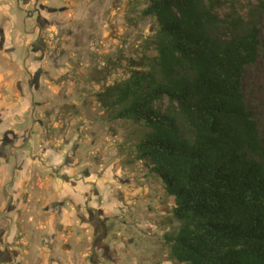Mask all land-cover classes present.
<instances>
[{"label":"rangeland","instance_id":"obj_1","mask_svg":"<svg viewBox=\"0 0 264 264\" xmlns=\"http://www.w3.org/2000/svg\"><path fill=\"white\" fill-rule=\"evenodd\" d=\"M35 1L44 6L42 26L36 4L0 0V146L6 145L0 162L2 170L8 165L11 173H18L9 178L5 170L1 172L0 239L10 241L13 202L27 198L26 191L18 195L14 191L28 167L33 172L28 186L36 217L28 222L30 211L24 215L27 250L31 264L46 259L42 243L50 224L44 205L57 198L58 184L46 170L52 165L51 153L58 151L57 160L63 157L58 167L64 172L69 168V173L92 184L101 200L94 202L102 210L95 213L88 231L87 222L72 216L68 229L73 235L54 237L56 257L64 264H176L165 241V234L179 226L172 212L174 198L161 178L137 159V146L147 129L133 120L113 118L111 108L97 98L107 85L128 76V59L139 57L145 39L158 29L155 18L143 14L146 0ZM248 1L221 0L217 8L223 13L231 3L241 6ZM260 37L263 44L256 62L246 67L243 90L264 139V17ZM30 74H39V82L28 85ZM29 129L36 156L44 147L51 148L40 168L31 159L36 156L24 153ZM69 153L73 163L65 164ZM119 192L125 203H120ZM40 212L43 217L37 215ZM91 247L96 250L93 260Z\"/></svg>","mask_w":264,"mask_h":264},{"label":"trees","instance_id":"obj_2","mask_svg":"<svg viewBox=\"0 0 264 264\" xmlns=\"http://www.w3.org/2000/svg\"><path fill=\"white\" fill-rule=\"evenodd\" d=\"M146 0L158 29L128 76L97 94L115 119L146 127L137 159L174 198L165 234L176 264H264V139L246 101L264 0Z\"/></svg>","mask_w":264,"mask_h":264},{"label":"crops","instance_id":"obj_3","mask_svg":"<svg viewBox=\"0 0 264 264\" xmlns=\"http://www.w3.org/2000/svg\"><path fill=\"white\" fill-rule=\"evenodd\" d=\"M46 159L47 158L45 157L44 160ZM2 168L3 167L0 162V176L2 175L1 172L4 174L5 169L2 170ZM9 170L10 169L8 168L7 165L5 172L6 174H9V176L8 175H4V176L10 178L11 172ZM11 174L16 176L18 174L17 170L12 172ZM32 174L33 172L31 171V169L27 167L24 169L25 176L24 177L22 176L23 178L21 179V181H19V183L18 181H16L17 185L15 188L17 189L14 191V193L18 195L21 194L24 190L26 191L25 197L27 198H22L21 200L16 199L13 202L12 208H10V236H9L10 241H7L6 244L4 238L0 239V264H31L32 263V261L29 259V257L31 256V252L28 253L27 250V247L29 246L30 242L27 238H25L27 227H26V220L24 218V215L27 211L28 212L30 211L28 222L34 221L36 217L30 205L31 193L29 190L30 187L28 186L30 185ZM50 175H52L53 177V174ZM27 180L28 182L24 183ZM57 183L58 184L57 186H55V192H54V196L57 198H52L49 202H46L44 205L45 212H43V214L44 215L48 214L50 231L48 235L44 236L42 243V249L46 251L48 254L45 257L46 259L45 260L41 259L39 264H64V262L60 260L58 257H56L53 253L55 250L54 237L55 235L60 233H66L68 236L73 235V231L69 230L68 228L71 227L73 224L72 216L74 215L78 217L74 204L71 203L70 200H67L66 203H62L56 206L54 205V203L57 201L58 198L63 199L64 198L63 196H65L67 192L71 191V189H69L70 186H68L67 183L62 184V181L60 179H57ZM78 188L80 189L79 186ZM37 202H39V200H37ZM43 214H41L40 212L37 215L43 217ZM42 226L43 224H41L40 227L43 228ZM20 235L21 237H19ZM18 239L22 242L21 246H18V242H19ZM64 246L67 253L71 252L69 241H65ZM71 264L73 263L71 262Z\"/></svg>","mask_w":264,"mask_h":264},{"label":"flooded vegetation","instance_id":"obj_4","mask_svg":"<svg viewBox=\"0 0 264 264\" xmlns=\"http://www.w3.org/2000/svg\"><path fill=\"white\" fill-rule=\"evenodd\" d=\"M25 4H31L34 3L36 4V18H37V22L39 23V26H42L43 24V19H42V14H41V10L44 9V6L40 3L37 2L35 0H24ZM38 8V9H37ZM8 20V19H7ZM9 21V20H8ZM3 43V41H2ZM41 51H45V47H41ZM40 74V73H39ZM39 74L37 75H31L30 77L27 79V83L28 85H33V83H38L39 82ZM19 89L22 91V85L21 83H18ZM37 105V104H36ZM36 107V106H35ZM33 130H30L27 132L26 137L24 139V153L26 154V157L31 156V153L36 156L35 152H33V147H32V141H31V135H32ZM68 143H70L68 141ZM5 146L4 144H2L0 146V156L3 157L5 155ZM43 149V151H41L39 153L40 157L36 156V157H31V159H34V161L37 163V166L40 168V165L43 163L41 160H44L46 155L47 150H50L51 148H46ZM73 148V147H72ZM74 153V152H73ZM71 154V155H70ZM52 156V165H50L51 167L47 170L48 174H53V177L55 175L56 179H60L62 181V184L67 183L68 186H70L69 189H71L70 192H67V194H65V196H63V199H57V201L54 203V205H59L62 203H66L67 200H70L71 203L74 204V207L76 209L77 215L80 218L81 221L87 222L88 223V227L86 228V230H89V227L91 225V222H93L95 220V213L98 215L101 213L102 210V206L101 205H97L94 201L97 199H99V203L101 202L100 200V195L97 192V190H95L93 188V185L90 184L88 181H86L87 183H85L84 179H80L79 177L75 176V172L69 173L68 171L69 168L66 169V172H64L62 169H64L63 167H58V164H60V162H62L63 157L59 158V161L57 160V157H60V154L58 153V151H56L55 153H51ZM72 153H69L66 155L65 160L66 163L65 164H71L73 163V157ZM56 160V161H55ZM47 160H45L46 162ZM50 164V163H49ZM65 166V165H64ZM78 175V174H77ZM80 176H82V174H80ZM81 187L80 189H82V191L78 188ZM65 186V185H64ZM117 191V190H115ZM121 194V196L123 197V199H119L120 203H125V196L122 192H119ZM120 197V195L118 196ZM97 205V206H96ZM43 228L45 227V225L42 226ZM58 231V229H57ZM98 236L96 235V237H92L93 240L96 239ZM101 238V236H100ZM91 255L90 258L91 260L94 259L96 253H95V249L93 247H91Z\"/></svg>","mask_w":264,"mask_h":264}]
</instances>
